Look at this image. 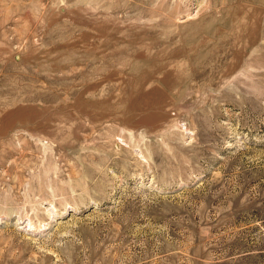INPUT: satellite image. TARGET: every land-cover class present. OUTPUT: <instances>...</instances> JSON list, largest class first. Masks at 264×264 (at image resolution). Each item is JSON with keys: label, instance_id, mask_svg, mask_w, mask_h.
Masks as SVG:
<instances>
[{"label": "rangeland", "instance_id": "obj_1", "mask_svg": "<svg viewBox=\"0 0 264 264\" xmlns=\"http://www.w3.org/2000/svg\"><path fill=\"white\" fill-rule=\"evenodd\" d=\"M0 264H264V0H0Z\"/></svg>", "mask_w": 264, "mask_h": 264}]
</instances>
